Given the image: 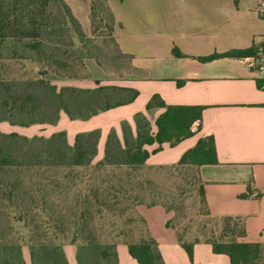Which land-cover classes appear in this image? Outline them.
<instances>
[{"label":"crops","instance_id":"0c3cea01","mask_svg":"<svg viewBox=\"0 0 264 264\" xmlns=\"http://www.w3.org/2000/svg\"><path fill=\"white\" fill-rule=\"evenodd\" d=\"M63 1L83 30L91 33L93 0ZM105 1L114 17L113 37L128 62L117 69L87 59L88 77L59 79L56 85L130 88L138 97L86 120L70 119L61 112L56 125L44 124L47 131L51 136L66 132L73 145L78 134L100 131L96 156L100 161L112 131L123 140L124 122L137 135L136 114H145L152 132H157L156 120L165 109H147L154 96L169 106L200 109L198 133L174 147L166 142L156 152L158 143L145 146L150 153L146 166L175 165L200 139L213 138L218 164L199 168L209 211L213 216L243 217L246 236L241 242L264 246V87L258 86L263 78L248 66L249 57L202 60L247 50L264 41V18L256 11L258 0ZM156 210L159 221L153 216ZM137 213L146 221L165 264H231L228 255L216 253L207 243L194 244L190 257L178 231L167 225L171 213L162 206L140 205ZM63 248L68 264H79L77 246ZM115 253L117 264H139L124 242L116 245ZM24 259L32 264L31 257Z\"/></svg>","mask_w":264,"mask_h":264},{"label":"trees","instance_id":"16d2710c","mask_svg":"<svg viewBox=\"0 0 264 264\" xmlns=\"http://www.w3.org/2000/svg\"><path fill=\"white\" fill-rule=\"evenodd\" d=\"M104 1H92V31L97 29V20L104 24L109 33L110 43L113 45L106 57L110 65L117 68L120 62H128L129 57L122 54L113 37L114 17ZM54 8L56 11L53 10ZM97 8L101 12L109 13L111 18L109 23L98 15ZM86 34L63 0H0V43H5L10 39L16 43H23L24 48L38 55V61L43 62L44 69L52 71L59 78H71L66 73L61 74L60 70L70 67L65 59L75 57L78 50L80 51L78 63L83 69L86 68L87 59H95L99 66H105L96 55L87 52ZM74 37H77L80 44L78 50L74 48ZM256 47L234 50L225 54H214L202 60L209 61L220 57H252ZM13 55L29 59V57L20 55L16 50ZM33 86L35 88L32 91L25 89L13 91L7 84L0 82V122L8 121L11 125L23 127L34 124L56 125L61 112H64L70 119L86 120L102 112L130 104L138 97V92L130 88L116 86H101L95 89H79L70 86L58 88L56 84L45 78L34 81ZM258 86L264 87V78L258 81ZM154 108L165 109V112L156 120V133L152 132L151 123L145 114H136L137 135L135 136L130 125L124 122L122 124L123 140L117 136L115 131H112L107 138L104 158L94 165L93 159L97 156L100 131L78 134L73 146L68 143L67 134L64 131L57 132L48 139L43 138V142L51 145L50 150H53L46 152L45 155L43 153V166L47 165L49 162L46 161L50 160L51 165L54 166L67 165L75 169L91 168L94 175L90 180L93 181L90 184L93 201H87L85 204L96 207L95 213L100 217H103V212L118 218L124 216L128 208L124 207L122 199L130 202L132 208L136 209V213L140 205L162 206L170 213L173 204L164 201L160 194L152 190L153 181L145 177L147 171L177 170L190 166L199 169L203 165L218 164V160L213 138H209L208 144L204 139H200L198 144L187 151L175 165L147 167L146 161L150 153L145 146L158 143L159 147L155 152L162 150L166 142L174 147L183 139L195 135L191 127L195 121H201L202 117L201 110L198 108L169 106L158 96H154L147 105L148 110ZM11 136H17V134H11ZM41 158V155L32 156L26 164L40 166ZM16 164L18 161L0 147V168L12 167ZM171 178L178 179L179 176L171 174ZM194 180L201 182L198 191L200 203L206 212L202 216L207 220L200 223L199 233L192 243H185L182 235L179 234V241L189 256L192 257L194 244L207 243L213 246L216 253L228 255L231 264H264L263 245L241 242L246 236L245 219L241 216H213L207 206L201 179L195 177ZM115 181L129 189L115 185ZM134 188L137 194L133 196L131 193ZM147 190L151 192L147 195L149 201L145 202L142 192ZM87 213L90 211L86 208L80 218L86 219ZM135 216L144 226L145 238L138 243L121 242L129 246L131 255L139 264H165L157 243L150 237L146 221L138 213ZM129 220H133V216L129 217ZM167 225L175 228L171 220L167 222ZM82 234L83 229L74 231L70 244H76L77 237ZM84 239L89 241V244L79 246L77 251L79 264H92L91 260L93 261L96 257L100 259L109 257L106 254V247L102 248L94 241ZM118 243L112 246L114 264H117L115 247ZM63 247V245L52 244L32 246V264H68ZM8 252L5 249L3 254L0 253V264H26L20 248Z\"/></svg>","mask_w":264,"mask_h":264},{"label":"rangeland","instance_id":"374dc122","mask_svg":"<svg viewBox=\"0 0 264 264\" xmlns=\"http://www.w3.org/2000/svg\"><path fill=\"white\" fill-rule=\"evenodd\" d=\"M53 10L56 11V8ZM97 13L108 23L111 21L108 12H101L97 8ZM96 22L97 29L86 34L87 52L96 55L105 67H112L106 57L107 52L113 48L109 33L103 23H99L98 20ZM74 40V48L78 50L80 44L77 37H74ZM14 50L29 59L13 55ZM76 53L75 57L65 59L70 67L60 70L61 74L66 73L71 78H59L52 71L44 69L43 62L38 61L35 52L24 48L23 43H16L10 39L0 43V82L7 84L13 91L24 89L32 91L35 88L33 82L43 78L54 84L59 79L85 78L88 75L87 70L78 63L80 51ZM123 64L126 62H120L119 66ZM150 115L153 117V113ZM46 128L44 124L23 127L11 125L8 121L0 122V147L18 161V164L12 167L0 168V253L3 254L5 249L11 252L20 248L23 258L31 257L32 246L38 244L64 246L70 244L74 231L83 229V234L77 237L74 244L77 251L79 246L89 244V241L84 239L88 238L102 248L106 247V254L109 256L106 259L96 257L91 263L114 264L112 246L115 243L121 241L138 243L145 238L144 226L135 216L136 209L132 208L130 202L122 199L124 207L128 208L124 216L113 217L106 212H103V217L98 216L95 213L96 207L85 204L87 201H93V193L90 191V184L93 181L90 180L94 175L91 168L54 166L50 160L43 166V153L45 155L46 152L53 151L50 150L51 145L43 142V138L48 139L51 136ZM204 140L209 143V138ZM70 145L73 146V143ZM36 155L42 156V164L27 165L29 158ZM98 161L99 158L95 157L93 165ZM171 174H176L179 178L173 179ZM145 177L153 181L151 188L156 194H160L164 201L173 204L170 212L171 224L182 235L183 241L185 243L194 241L199 233L200 223L207 220L202 216L206 212L200 203L198 191L201 182L194 180L195 177L200 178L199 169L190 166L177 170L147 171ZM114 184L123 186L116 181ZM150 192V190L142 192L145 202L149 201L147 195ZM131 194L134 196L137 190L134 188ZM86 208L90 213L82 220L80 216ZM131 216L133 220H129ZM153 216L157 221L160 220L157 210ZM156 226L159 229L160 225Z\"/></svg>","mask_w":264,"mask_h":264},{"label":"built area","instance_id":"2783aa9c","mask_svg":"<svg viewBox=\"0 0 264 264\" xmlns=\"http://www.w3.org/2000/svg\"><path fill=\"white\" fill-rule=\"evenodd\" d=\"M256 11L261 18H264V0H258ZM264 42V41H263ZM263 42L256 47L255 54L248 58V66L259 73L264 78V44ZM201 121L197 120L193 123L191 129L198 132Z\"/></svg>","mask_w":264,"mask_h":264}]
</instances>
